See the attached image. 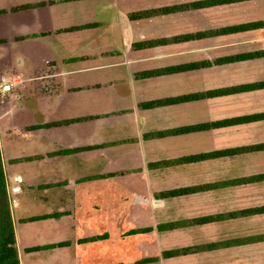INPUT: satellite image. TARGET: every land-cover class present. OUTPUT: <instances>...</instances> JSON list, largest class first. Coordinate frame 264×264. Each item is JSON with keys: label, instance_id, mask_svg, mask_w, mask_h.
I'll list each match as a JSON object with an SVG mask.
<instances>
[{"label": "crops", "instance_id": "crops-1", "mask_svg": "<svg viewBox=\"0 0 264 264\" xmlns=\"http://www.w3.org/2000/svg\"><path fill=\"white\" fill-rule=\"evenodd\" d=\"M6 83L19 264H264V0H0Z\"/></svg>", "mask_w": 264, "mask_h": 264}, {"label": "trees", "instance_id": "trees-1", "mask_svg": "<svg viewBox=\"0 0 264 264\" xmlns=\"http://www.w3.org/2000/svg\"><path fill=\"white\" fill-rule=\"evenodd\" d=\"M59 244L58 246H62ZM185 250L164 252V257L181 255ZM0 264H19L15 245L14 231L8 210L5 180L0 154Z\"/></svg>", "mask_w": 264, "mask_h": 264}, {"label": "built area", "instance_id": "built-area-1", "mask_svg": "<svg viewBox=\"0 0 264 264\" xmlns=\"http://www.w3.org/2000/svg\"><path fill=\"white\" fill-rule=\"evenodd\" d=\"M12 90V85L9 83L2 84L0 86V98H4L7 94H9Z\"/></svg>", "mask_w": 264, "mask_h": 264}, {"label": "rangeland", "instance_id": "rangeland-1", "mask_svg": "<svg viewBox=\"0 0 264 264\" xmlns=\"http://www.w3.org/2000/svg\"><path fill=\"white\" fill-rule=\"evenodd\" d=\"M110 230H111V234H113V235H116V234H118V230H117V228L116 227H110Z\"/></svg>", "mask_w": 264, "mask_h": 264}]
</instances>
